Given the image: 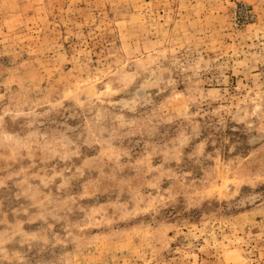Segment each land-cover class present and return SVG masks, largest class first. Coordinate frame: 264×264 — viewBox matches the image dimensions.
I'll return each mask as SVG.
<instances>
[{
  "label": "rangeland",
  "instance_id": "374dc122",
  "mask_svg": "<svg viewBox=\"0 0 264 264\" xmlns=\"http://www.w3.org/2000/svg\"><path fill=\"white\" fill-rule=\"evenodd\" d=\"M0 264H264V0H0Z\"/></svg>",
  "mask_w": 264,
  "mask_h": 264
}]
</instances>
